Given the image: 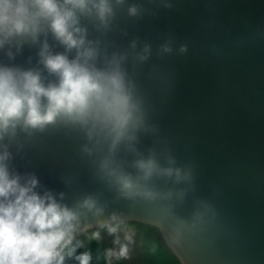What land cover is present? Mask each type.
<instances>
[{"label": "water", "instance_id": "95a60500", "mask_svg": "<svg viewBox=\"0 0 264 264\" xmlns=\"http://www.w3.org/2000/svg\"><path fill=\"white\" fill-rule=\"evenodd\" d=\"M109 3L105 21L81 16L79 26L90 63L122 73L136 127L110 149L91 123L18 126L0 140L9 172L21 184L34 176L35 192L76 214L70 245L134 225L175 264H264V0ZM45 40L64 51L50 33L13 40L0 66L54 79L38 63ZM150 158L157 169L145 178L136 162Z\"/></svg>", "mask_w": 264, "mask_h": 264}, {"label": "clouds", "instance_id": "9594fccd", "mask_svg": "<svg viewBox=\"0 0 264 264\" xmlns=\"http://www.w3.org/2000/svg\"><path fill=\"white\" fill-rule=\"evenodd\" d=\"M128 11L135 14L136 8ZM111 14L109 0H0V47L13 40L36 43L38 36L50 33L64 49L54 53L46 40L41 43L38 63L54 78L47 82L40 69L0 66V140L14 135L18 126L43 130L57 121L91 123L112 137L111 149L129 127H136L122 73L90 63L96 51L88 46L86 30L79 26L81 16L105 21ZM73 50L75 55L69 58ZM7 55L11 58L12 53ZM8 157L7 151L0 154V264H63L76 214L51 194L35 192L38 180L34 176L21 184L20 176L8 170ZM136 166L145 178L157 169L151 158L137 161ZM118 180L125 189L133 186L126 176ZM85 204L92 206L87 200ZM73 251L69 249L68 255ZM76 259L89 264L91 257L82 253Z\"/></svg>", "mask_w": 264, "mask_h": 264}, {"label": "rangeland", "instance_id": "374dc122", "mask_svg": "<svg viewBox=\"0 0 264 264\" xmlns=\"http://www.w3.org/2000/svg\"><path fill=\"white\" fill-rule=\"evenodd\" d=\"M111 228L115 231H109ZM145 228L134 225L100 228L69 245L63 264H80L76 257L82 253L90 255L89 264H175L154 240L144 235L140 237L143 233L140 231ZM69 249H74L71 256ZM122 249H126L124 254H121Z\"/></svg>", "mask_w": 264, "mask_h": 264}]
</instances>
